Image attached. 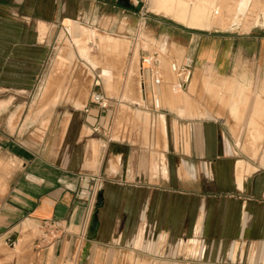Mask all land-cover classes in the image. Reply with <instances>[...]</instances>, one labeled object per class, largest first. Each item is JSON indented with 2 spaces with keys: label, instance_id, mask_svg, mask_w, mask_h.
<instances>
[{
  "label": "crops",
  "instance_id": "obj_1",
  "mask_svg": "<svg viewBox=\"0 0 264 264\" xmlns=\"http://www.w3.org/2000/svg\"><path fill=\"white\" fill-rule=\"evenodd\" d=\"M130 13L117 0H0V93L40 97L51 77L47 64L54 36L65 22L112 32L125 20L126 32H133ZM163 17L170 20H153L157 32L163 27V35L155 32L162 38L155 36L152 52L141 48L140 58L160 53V42L171 40L182 49L180 63L192 69V76L203 64L226 76L239 58L262 56L264 26L246 32L237 30L242 26L204 30ZM39 29H48L42 39ZM140 82L125 83L124 102L129 108H148L150 103L152 110H163L152 124L161 136L159 150L110 138L103 129L94 131L98 120L101 124L95 105L52 104L42 133L23 129L22 123L11 131L16 113L12 122L10 115L3 119L0 149L18 166L0 196V238L8 240L21 224L27 228L58 220L71 232L55 242H38L35 250L43 254L40 264H62L78 246L81 234L76 229L89 226L94 208L89 211L87 203L90 177L99 176L104 205L84 262L86 239L81 246L79 264H121L123 250L149 264H264V170L235 158V143L221 122L194 116L187 95L181 98L175 88V101H168L164 81L159 88L148 75L144 86L142 78ZM153 92L159 110L152 104ZM252 102L243 107L251 110ZM180 107L183 113L175 110ZM136 115L142 118L143 113L137 109ZM144 119L147 125L148 114ZM22 238L18 236L12 250H20Z\"/></svg>",
  "mask_w": 264,
  "mask_h": 264
},
{
  "label": "rangeland",
  "instance_id": "obj_2",
  "mask_svg": "<svg viewBox=\"0 0 264 264\" xmlns=\"http://www.w3.org/2000/svg\"><path fill=\"white\" fill-rule=\"evenodd\" d=\"M117 3L120 7L127 8L132 12L130 13L129 18L131 20L130 23H132L130 25L133 28V32H126L125 20L117 30L112 32L98 28L97 26H87V24L80 23L79 21L77 23L74 21H68L64 23V26H59L56 31L57 33L54 36L55 42L52 46L50 60L47 64V70L48 73L51 74L50 79L54 82V85H51V90L44 95V99H41L43 102L38 100L39 97H36L35 94H30L29 92L23 94H15L13 92L0 93V101L9 102L3 109L6 110V112L0 114L1 128H4L2 123L3 119L10 115L9 118L12 122L11 118L14 113H16L14 122L11 125V131H14L17 126L19 128V125L22 123L23 129L25 128L30 132L36 131L42 133L43 128H45L46 125V114L48 115L50 112L49 110L53 101V104L68 102L76 106L80 105V107L87 104L88 107H94V105L90 103L91 92L94 90H102L110 98V111L108 112V117L111 115L112 119L101 118V125L105 128L102 129L106 131L105 133L108 137L127 140L126 142H129L130 144H145L150 151L153 149L159 150L161 148V143L159 142L161 136L157 127L152 124L157 114L163 112V110H152L150 103H146L148 108H145L142 105H133L131 106L132 108L127 107L124 102V100L127 99L125 97V83H128L131 79H133L134 84L138 82L139 78L134 77H139L138 67L139 62L141 61L139 52L141 48L150 49L151 52L154 51L153 45L156 44V33H161V35L164 34L162 26L159 27V32H157L158 25L153 20L160 19L162 22L170 20L163 17L166 16L176 22L179 21L170 15H165L162 11L155 9L153 6V0H117ZM104 27L105 26H103V28ZM218 28L221 29L220 27H214V29ZM39 30L42 39L48 29H45L44 31L41 29ZM84 30L86 32L96 33L101 37L100 40H97V45L92 40H89L90 42L88 40L85 41V44L91 47H87V49H89L91 55L93 54L92 57H94V60L97 63L95 66L82 54L86 47L77 43V35H80L83 38L85 37V34L83 33ZM223 30L226 29L223 28ZM237 30L246 32L243 28ZM157 36L161 37L159 35ZM130 41L134 44L131 45ZM113 42H119L120 44L118 46L120 47H116L117 45L112 44ZM160 43V56L163 57L162 55H164L165 58H167L161 60L163 81L166 83L163 89L167 91L165 99L167 96H172L171 98L175 101V88L181 98V94L187 95L191 105L194 107L193 110L196 109V113H193L194 116L211 117L221 122L222 129L230 140L235 143L236 151L239 154V156H236L235 158L244 159L250 162L255 168L264 170V119H258L260 122L254 124L256 127H252V108L251 110L240 108V110L244 111L243 115L238 117V120L240 119L239 121L231 114L229 108L238 95H243L242 93L247 94L248 98L246 102L243 101L240 103L241 106L247 105V103L252 100L253 105L255 97L259 93V95L264 97V93H261L264 90V48L262 49V56L257 59L239 58L235 67L230 69L226 76L222 73L218 74L215 67L211 65L203 64L197 67L193 72L192 78H190L189 82L186 84V88H184L181 93L176 86V74L172 71L170 65L171 62H182L183 55L181 54H183V51L171 40L163 42L164 44L162 42ZM60 45L61 49L69 50L71 55L70 58V56L65 53V56L62 59L63 64H61V66L55 61L58 47ZM123 47L125 50L124 52H121L124 49ZM136 48L138 53H136ZM253 49H255V47H253ZM114 63L116 64L114 65ZM135 63H138V65L136 66ZM107 66H112L109 71L110 78L108 79L114 83L113 87L110 85L113 89H111L110 86H107V82L104 81V78L101 75L105 71L103 70L105 69L104 67ZM134 66L135 68H133ZM88 67L96 70L92 72ZM49 69H52V72H50ZM133 69L138 71H133L135 72L134 74L132 72ZM82 71H84V73ZM98 74L101 78V84L99 86L95 85ZM129 75H131V77ZM57 84L59 87L56 86ZM56 87L59 88V90L56 89ZM86 87H88V90ZM255 89L259 92L256 95L254 94ZM83 90H86V93ZM160 90L162 92V87ZM244 90H246V92ZM161 92H158V95H160ZM13 96H15V99ZM5 97L6 99H4ZM48 98L49 101L47 102L46 100H48ZM220 98H222L223 101ZM78 101L80 102L78 103ZM42 103L44 104L42 105ZM10 104L12 105L10 106ZM8 106L10 107L7 108ZM171 107L172 110H174V106L172 105ZM137 109L142 111V118L137 117ZM175 110L183 113L181 107ZM2 111H0V113ZM145 113L148 114L149 117L147 125L144 119ZM248 114L249 119L246 118ZM37 121H40V123L35 124ZM145 131H147V136ZM154 138H157L156 145H154ZM17 166L16 159L8 154L6 150L0 149V196L4 193L9 177ZM59 231L61 232V230ZM60 232L55 231V234H60ZM76 232L86 234L84 237L86 239V244L87 241L90 242L93 240H89L87 237L88 228L76 229ZM15 234L23 237V244H21L20 250L16 252L11 249L12 246L8 244V240L1 237L0 264H40L43 259V254L37 255L35 250L36 243H41L44 240H46V242H52V234L47 232L42 226H37L35 224L27 228H24L23 224H21L17 227V233ZM79 238L81 239V236H79ZM51 245L52 244H50V246ZM11 251H13L12 254ZM51 253L52 247L50 248V254ZM107 254L109 255V253ZM119 259L121 264H149V262L141 259V257L139 258L136 256L131 250H123L120 252Z\"/></svg>",
  "mask_w": 264,
  "mask_h": 264
},
{
  "label": "bare ground",
  "instance_id": "obj_3",
  "mask_svg": "<svg viewBox=\"0 0 264 264\" xmlns=\"http://www.w3.org/2000/svg\"><path fill=\"white\" fill-rule=\"evenodd\" d=\"M153 6L158 11L160 10L165 15H170V16L174 17L180 23L185 24L186 26H189L191 28H199V29H204L205 30V29H212L214 27H220L221 29L224 28V29H230L231 30V29H236V28L242 26L243 30L249 31L254 26H264V0H231V2H230V0H153ZM70 31H72V30H70ZM83 33L85 34L84 38L82 36H80V35H77V37H78L77 38V43L82 44L84 47H86V49L82 52V54H83V56L85 58H87L95 66L97 63L94 60V57H92L93 54L91 55V52L89 51V49H87V47H89V46L85 44V41L86 40H88V41L92 40L97 45V40H100L101 37L98 36L96 33L86 32L85 30H84ZM63 37H65V36H63ZM87 44H88V42H87ZM112 44L117 45L116 47H120V46H118L120 44L119 42H113ZM126 47H127V45H126ZM89 48H91V47H89ZM137 48H136V51H137L136 53H138ZM124 50H125V48L121 52H124ZM65 53L68 54L70 56V58H71L70 51L67 50V49H61V45H60L58 47V53L56 55V60H55L58 65L60 64V66H61V64H63L62 63V59L65 56ZM181 55H183V54H181ZM162 59H164V58L162 57L161 60ZM96 60H97V58H96ZM115 64L116 63H114V65ZM135 64H136V66L138 65V63H135ZM145 64L146 63L142 64V61H141L142 67L146 66ZM171 64H172V62H171ZM54 65H55V63H54ZM110 65H111V63H110ZM115 67H114V69H115ZM104 68L105 69H103V70H105V71L102 73L104 81L107 82V86L108 87L110 85L113 87L114 83L110 79H108V78H110L109 71H110V68H112V66L111 67L107 66V67H104ZM133 68H135V66ZM51 70H50V72H52ZM135 70L136 69H133L132 72L135 71ZM137 71L138 70H136V72ZM133 73L135 74V72H133ZM134 78H139L137 83L138 84L140 83V85H141V82H140L141 81L140 68H139V77L137 76V77H134ZM53 80H55V79H53ZM53 83L54 82L53 81L51 82V79H50V81L48 83V86L46 85L47 89H45L46 87L42 88L43 92L40 95V97L38 98V100L41 101V99L44 97V95L49 90H51L50 88H52L51 85H54ZM56 86H58V84ZM84 87H85V85H84ZM112 87H111V89H113ZM87 88L88 87H86V89ZM56 89L59 90V88H57V87H56ZM244 91L246 92V90H244ZM263 93H264V90H263ZM57 94H58V92H57ZM242 94H243L242 96L238 95L237 98L233 101L232 105H230V107H229L231 114L234 117H236L237 120H238V117L243 115V111L244 110H240V108H245L246 109V107H243L244 105L241 106L240 103L243 102V101L246 102L247 98H248V95L245 94V93H242ZM171 97L172 96H170V97L167 96L166 100L173 102L174 99H172ZM139 98H140V96H139ZM220 99H222V98H220ZM46 101L48 102L49 98ZM156 101H158V100L156 99ZM222 101H223V99H222ZM41 102H43V101H41ZM53 102H52V104H53ZM8 103L9 102H6V101L0 102V111L3 108H5L8 105ZM43 104L44 103H42V105ZM34 107H35V105H34ZM251 108H252V112H251L252 123L251 124H252V127H256V125H254V124L257 123V122H260V121H258V119H264V97L262 95L257 94L256 97H255L254 104L252 105ZM109 111H110V108L104 114V119H110V116L108 117V112ZM195 115H197V114H195ZM17 239H18V237H17ZM16 241H14L12 243L8 242V244L13 247L14 244L16 243Z\"/></svg>",
  "mask_w": 264,
  "mask_h": 264
},
{
  "label": "built area",
  "instance_id": "obj_4",
  "mask_svg": "<svg viewBox=\"0 0 264 264\" xmlns=\"http://www.w3.org/2000/svg\"><path fill=\"white\" fill-rule=\"evenodd\" d=\"M131 45L134 43L132 41ZM142 64L146 63V66L140 68L141 71V78L142 84L144 86L145 76L148 75L153 86L159 87L163 83V74L161 69V59L160 53L153 52L147 53L141 58ZM172 71L177 75V83L176 86L178 88H185L186 84L189 82L192 76V69L183 65L178 62H172L171 64ZM100 75H97V79L95 81V85L99 86L100 83ZM155 93L153 92V105L154 108L159 110L161 107H158V101L155 99ZM90 103L95 105L98 109V118H103L106 111L109 109L110 106V98L102 91V90H94L91 92L90 95ZM85 111H88V107L85 108ZM100 123V120H98ZM97 124L93 130L98 131L99 129H105L101 124ZM84 178V176L82 177ZM90 179L92 180V184L89 188V198H88V208L89 211L92 210L94 206V202L96 199L97 191H98V181L99 176H91ZM42 227L45 228L47 232L52 234V242L57 241L62 234L71 232L67 226L60 223L58 220H45L42 223ZM61 230V232L59 231ZM55 231L60 232V234H55ZM81 239L78 242V246L74 254H72L69 258H67L62 264H79L80 262V253H81V246L83 244V240H85V233L80 232Z\"/></svg>",
  "mask_w": 264,
  "mask_h": 264
},
{
  "label": "water",
  "instance_id": "obj_5",
  "mask_svg": "<svg viewBox=\"0 0 264 264\" xmlns=\"http://www.w3.org/2000/svg\"><path fill=\"white\" fill-rule=\"evenodd\" d=\"M104 205V194H103V189H99L96 195V202L93 208L92 216L90 219V223L88 226V234L87 237L89 240H92L96 237L97 230L99 227V210L103 207ZM17 234H13L10 236L8 239L9 243H12L17 240ZM89 251V242L86 244V246L83 248V253H82V262L86 260V257L88 255Z\"/></svg>",
  "mask_w": 264,
  "mask_h": 264
}]
</instances>
